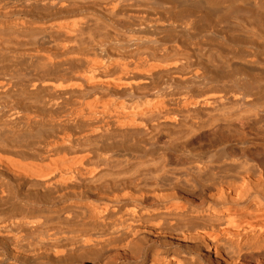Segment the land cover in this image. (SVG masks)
<instances>
[{"label": "bare ground", "instance_id": "1", "mask_svg": "<svg viewBox=\"0 0 264 264\" xmlns=\"http://www.w3.org/2000/svg\"><path fill=\"white\" fill-rule=\"evenodd\" d=\"M0 264H264V0H0Z\"/></svg>", "mask_w": 264, "mask_h": 264}]
</instances>
